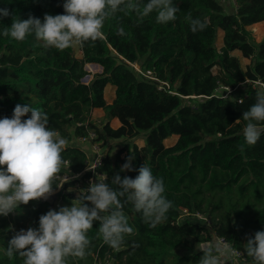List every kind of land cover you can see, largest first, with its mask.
Here are the masks:
<instances>
[{
	"label": "trees",
	"instance_id": "obj_1",
	"mask_svg": "<svg viewBox=\"0 0 264 264\" xmlns=\"http://www.w3.org/2000/svg\"><path fill=\"white\" fill-rule=\"evenodd\" d=\"M63 2L0 0V8L21 19L31 14L43 20L45 14H64ZM174 3L180 8L177 19L165 24L156 22L155 12L143 20L134 13H117L106 20L102 39L79 44L81 57L74 45L57 50L37 46L34 35L23 42L4 37L2 30L12 19L0 17V118H11L17 104H31L47 114L49 128L67 141L61 170L53 179L54 191L60 189L52 194L53 202L34 200L8 216L0 215V264H23L18 254L7 256L11 238L22 229H38L39 217L50 209L70 207L78 195L73 188L92 176L85 170L88 152L73 142L91 130L98 135L96 141L127 139L115 155L108 151L96 168L106 175V183L115 188L111 181L116 174L135 178L146 164L163 178L173 207L162 223L151 228L121 198L133 233L113 249L103 242L100 222L95 221L88 233L89 254L69 258L68 264H94L97 258L110 259L111 264H199L203 253L196 245L212 232L242 251L247 264H254L244 244L264 231V133L255 145L245 144L242 130L247 122L242 116L256 102L258 89L252 82L264 81V36L257 41L248 28L264 21V0H236L229 11L220 0ZM189 14L206 19L205 29L193 33ZM120 27L123 35L117 34ZM235 50L250 62L242 66ZM89 63L100 64L102 71L84 83ZM132 63L141 64L142 70H135ZM246 80V95H236L243 96V103L215 95L220 85L234 87ZM107 85L114 88L111 101L105 97ZM194 96L201 98L196 104H183L184 97ZM96 108L104 112L101 124L92 118ZM114 118L121 122L117 128L111 125ZM173 135L177 140L167 145L165 140ZM136 138L144 139V144L130 141ZM131 155L134 170L121 171ZM80 173L61 183L64 175ZM61 184L63 188L56 187ZM83 185L81 189L87 183ZM184 210L188 215L181 217Z\"/></svg>",
	"mask_w": 264,
	"mask_h": 264
},
{
	"label": "clouds",
	"instance_id": "obj_2",
	"mask_svg": "<svg viewBox=\"0 0 264 264\" xmlns=\"http://www.w3.org/2000/svg\"><path fill=\"white\" fill-rule=\"evenodd\" d=\"M63 8L64 14H45L43 20L31 14L21 19L10 9L0 8V17L12 19L2 35L18 42L34 35L37 46L64 50L102 39L106 20L117 13H134L143 20L155 12L156 22L165 24L175 21L180 11L174 0H64ZM187 19L193 33L207 25L206 19L202 21L190 14ZM117 34L123 35L124 29L118 28ZM242 119L247 122L242 130L244 142L255 145L264 133V88L257 91L256 102L243 112ZM240 121L237 119L235 124ZM48 125L47 114L31 104H17L11 118H0V215L8 216L21 205L46 200L54 193L53 179L61 170L67 141ZM239 147L244 150V144ZM134 158L129 156L121 171H133ZM138 172L135 178L116 174L111 181L115 188L106 183L107 177L91 181L88 188L78 191L70 207L50 209L41 215L38 229L16 232L8 243L7 256L18 254L23 264H68L69 258L84 259L89 254L88 233L95 221L100 222L98 232L103 242L119 249L124 237L133 233L121 198L142 214L145 224L155 228L167 218L173 203L165 195L162 177L155 176L146 164ZM64 184L56 187L63 188ZM196 250L203 253L199 264H238L236 251L215 232L209 239L201 240ZM244 250L254 264H264V231L249 237Z\"/></svg>",
	"mask_w": 264,
	"mask_h": 264
},
{
	"label": "rangeland",
	"instance_id": "obj_3",
	"mask_svg": "<svg viewBox=\"0 0 264 264\" xmlns=\"http://www.w3.org/2000/svg\"><path fill=\"white\" fill-rule=\"evenodd\" d=\"M229 5H232V3L230 1L227 3V6H229ZM227 10H229V9L227 8ZM259 26H260V29L258 28ZM254 27H256V28H254ZM248 28L252 31V33H253V35H254V37L256 38L257 41H260L262 39V37L264 36V22L258 24L257 26L256 25L255 26L254 25H250ZM222 44H223V31L222 30H219V32H218V38H217V45H218V47H221ZM74 49H75L76 56L77 57H81L82 53H81V50H80L79 43L78 44H74ZM234 54H236V55H238L240 57V61H241L242 66H245L246 64H248L250 62V60L248 58H245V57L242 56V53H241L240 50H235L234 51ZM89 64H87L86 67H85L87 69V71H89V74H87L85 77H83L82 80H83L84 83H89L95 73L102 71V68L101 67L95 68V69L91 70L89 68ZM132 65L135 67L134 68L135 70L137 69L139 72H140V70H142L141 64L132 63ZM248 83H241V84H239L238 88L233 92V94L231 96L232 99H236V97H238V96H236L238 93H241L244 96V93L246 91V85ZM113 95H114V88H113V86L112 85H107L106 88H105V97H106V99L108 101H110V99L112 98ZM200 99H201L200 97H196V96H194L192 98L191 97H184L183 98V104L184 105H194ZM92 118L98 124H101L102 121H104V113H103V111L100 108L94 109V111L92 113ZM111 125L112 126L115 125V122L113 120L111 121ZM176 140H177V135H173L170 138H167L165 140V143L167 145H171ZM75 141L73 140L74 143L79 144L80 146H82L83 148H85L89 152V158L91 160L94 157L95 152L91 150L90 145L88 143L81 144L79 141H77V142H75ZM126 141H127L126 138L108 139L107 141L100 142L101 143L100 146H101V149L103 150L104 155H106V153H108V151H111V154L112 155H115L119 151V149L122 147V144L124 142H126ZM130 141L133 142V143H136V144H138L140 146L144 144V139H140V138L131 139ZM123 155H124V153H123ZM65 180H67V179H65ZM63 182H64V180L61 181V183H63ZM84 182H86V181H80L76 185V187L73 188V190L76 193H78V191H80L81 187H84V185H83ZM59 190L60 189L54 191V193L58 192ZM186 215H188V213L184 210L183 213H182V215H181V217H184ZM198 217H201V216H198ZM179 251L180 252H183V253H186V252H188V249H180ZM238 264H247V263L238 262Z\"/></svg>",
	"mask_w": 264,
	"mask_h": 264
},
{
	"label": "built area",
	"instance_id": "obj_4",
	"mask_svg": "<svg viewBox=\"0 0 264 264\" xmlns=\"http://www.w3.org/2000/svg\"><path fill=\"white\" fill-rule=\"evenodd\" d=\"M229 1L232 3V5L227 6V3ZM220 2L223 5L225 11L232 10L233 7H236V0H220ZM227 8L229 10H227ZM145 73L149 77H153L151 71L147 70V71H145ZM252 84H253V87L257 88L258 90L261 89V88H264V81L261 80V79L254 80L252 82ZM238 86H239V84H237L234 87L226 86V85H220L216 89L215 95L216 96H221L223 98H230L232 96L233 92L238 88ZM245 95H246V92L244 93V96ZM242 98H243V96L242 97L241 96L240 97H236V99L238 101H240ZM97 137H98V135H97V133L94 130L89 131V133L87 135H85V136H78L77 137V141H79L81 144L88 143L90 145L91 150L95 152V155L90 160V163H89V166H88L89 168H92L94 170H89V171L92 172V176L85 180L86 183H87L85 189L89 187L91 181L97 180V178L98 179H104L106 177V175L104 173H101V172L96 170V168L101 164L103 157L105 156L104 153H103V150L101 149V146H100V144H101L100 142L101 141H96ZM88 154H89V152H88ZM88 167L85 170H88ZM79 176H81V173L77 174L75 176L64 175L62 177V180L69 179V178H72V177H79ZM97 182H98V180H97ZM57 207L59 208L60 205L57 204ZM198 216H201V215L199 214ZM221 238H223L225 240V242L229 243L225 237H221ZM233 249L237 253V255L235 257L236 261L241 262V263H247L248 262L247 257L242 253V251H240L239 249L234 248V247H233ZM110 261H111L110 259L103 261V260L97 258L94 264H111ZM229 263H232V261H229Z\"/></svg>",
	"mask_w": 264,
	"mask_h": 264
},
{
	"label": "crops",
	"instance_id": "obj_5",
	"mask_svg": "<svg viewBox=\"0 0 264 264\" xmlns=\"http://www.w3.org/2000/svg\"><path fill=\"white\" fill-rule=\"evenodd\" d=\"M98 65H100V64H98ZM101 66V65H100ZM101 68H102V66H101ZM115 95V94H114ZM114 95L112 96V98L114 97ZM112 98L110 99V101L112 100ZM102 110V109H101ZM103 111V110H102ZM104 113V112H103ZM114 122H115V125L113 126V127H115V128H117V127H119L120 125H121V122H120V120L118 119V118H114V119H112ZM85 149V148H84ZM86 150V149H85ZM87 151V150H86ZM88 152V151H87ZM8 220V219H7Z\"/></svg>",
	"mask_w": 264,
	"mask_h": 264
},
{
	"label": "bare ground",
	"instance_id": "obj_6",
	"mask_svg": "<svg viewBox=\"0 0 264 264\" xmlns=\"http://www.w3.org/2000/svg\"><path fill=\"white\" fill-rule=\"evenodd\" d=\"M264 21H262V22H260V23H263ZM259 23V24H260ZM254 26H255V24H253ZM258 25V24H257ZM256 25V26H257ZM254 28H256V27H254ZM259 29H260V26L258 27ZM259 33V32H258ZM261 33V32H260ZM260 37V36H259ZM262 37V36H261ZM99 67H101L100 65H98V64H89V68L91 69V70H93V69H95V68H99Z\"/></svg>",
	"mask_w": 264,
	"mask_h": 264
},
{
	"label": "water",
	"instance_id": "obj_7",
	"mask_svg": "<svg viewBox=\"0 0 264 264\" xmlns=\"http://www.w3.org/2000/svg\"><path fill=\"white\" fill-rule=\"evenodd\" d=\"M91 64H96V63H91ZM46 200H50L51 202H53V200H54V198H53V196L51 195L48 199H46Z\"/></svg>",
	"mask_w": 264,
	"mask_h": 264
}]
</instances>
